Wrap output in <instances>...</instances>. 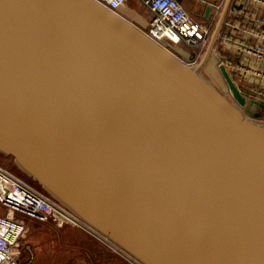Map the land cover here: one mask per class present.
I'll return each instance as SVG.
<instances>
[{
    "label": "water",
    "instance_id": "water-1",
    "mask_svg": "<svg viewBox=\"0 0 264 264\" xmlns=\"http://www.w3.org/2000/svg\"><path fill=\"white\" fill-rule=\"evenodd\" d=\"M193 64L96 0H0V155L141 264H264V104Z\"/></svg>",
    "mask_w": 264,
    "mask_h": 264
},
{
    "label": "built area",
    "instance_id": "built-area-1",
    "mask_svg": "<svg viewBox=\"0 0 264 264\" xmlns=\"http://www.w3.org/2000/svg\"><path fill=\"white\" fill-rule=\"evenodd\" d=\"M96 1L116 14L120 13V9L127 2ZM139 1L151 13L149 27L144 30L151 39L165 47L166 41L183 43L198 50V54L207 46L213 25L225 2L222 0L219 3H207L214 12L203 23L195 19L184 0ZM233 6L237 8L234 10L235 15L225 19L218 39L219 52H222L220 64L227 67L239 90L264 104V0H233ZM0 202L9 209V216L0 215V264H23L18 256L21 252L19 239L25 224L21 218L13 217L15 212L39 221L55 216L58 219L83 223L42 189L1 165Z\"/></svg>",
    "mask_w": 264,
    "mask_h": 264
},
{
    "label": "crops",
    "instance_id": "crops-1",
    "mask_svg": "<svg viewBox=\"0 0 264 264\" xmlns=\"http://www.w3.org/2000/svg\"><path fill=\"white\" fill-rule=\"evenodd\" d=\"M220 1L222 0L216 2L209 0H184L186 7L192 14H196L195 16L200 21L205 22L210 19L214 12L207 3H219ZM224 1L226 2V0ZM207 8L210 10L207 11ZM236 9L232 0L226 18H232ZM121 10L137 27L142 30L148 29L152 18L151 13L139 0H127ZM218 39L216 43H218ZM216 47L217 45L215 44L214 49ZM215 50L218 52L217 55L221 57L222 52H219V48ZM175 53L178 57L195 63L191 58L192 53L191 55L186 51H175ZM195 53L200 55L197 51ZM25 219L21 218L25 227L19 239L21 252L18 256L23 264H139L129 254L81 222L70 219H58L55 216H51L46 221H39L31 217L26 219V221Z\"/></svg>",
    "mask_w": 264,
    "mask_h": 264
},
{
    "label": "rangeland",
    "instance_id": "rangeland-1",
    "mask_svg": "<svg viewBox=\"0 0 264 264\" xmlns=\"http://www.w3.org/2000/svg\"><path fill=\"white\" fill-rule=\"evenodd\" d=\"M209 1L216 2L218 0H209ZM184 4H185V2H184ZM121 11L122 10L120 9V12ZM192 15L195 17V19L199 20V18H197L195 16L196 14H192ZM218 20H219V18H218ZM218 20L215 22V24L213 26L212 33H211V36H210V40L208 42V45L205 47V49L203 50V52L200 53V55H199L200 57L198 59V62H196V64H200L201 65L200 72L206 78H208L213 83V85L221 93H223L227 97V95L225 94V91L223 90V86L221 85V80H222L221 75H220V73L217 70L218 69V64L220 65V59H219L220 56L217 55L218 52H216L217 50H215V49L218 48V44L219 43H216L217 40L215 42H213V44L211 42V37H212V34H213V32H214V30L216 28V24H217ZM201 22L205 23V21H201ZM142 32L145 33L144 30H142ZM215 44L217 45V47L214 49ZM164 45H166V47L165 46L164 47L167 48V49H169V51L172 52L173 54H176L175 51H180V52L181 51H186L187 53H190V55H191L192 52H195L196 51L193 48L187 47L183 43L175 44V43H171V42H167L166 41ZM197 52H198V50H197ZM216 55L218 56V59L215 58ZM179 58L188 63V61L184 60L183 58H181V57H179ZM235 77H236V75H235ZM258 110H259V108H258ZM260 119H262V117H260ZM260 121L261 122H264V118L262 120H260ZM0 165L2 167L6 168V169H8L10 171H12L13 173L17 174L18 176H20L24 180L28 181L30 184L38 187L35 183H33L32 181H30L28 178H26L24 175H22L16 169V167L14 166L13 161L10 158H8V157L6 158V157L0 155ZM0 215H2V216H9V209L6 208L5 206H3L1 202H0ZM13 217H15V218H26V219L29 218V217H27L25 215H22V214L18 213V212H15L14 215H13ZM26 219H25V221H26ZM20 251H21V249H20Z\"/></svg>",
    "mask_w": 264,
    "mask_h": 264
},
{
    "label": "flooded vegetation",
    "instance_id": "flooded-vegetation-1",
    "mask_svg": "<svg viewBox=\"0 0 264 264\" xmlns=\"http://www.w3.org/2000/svg\"><path fill=\"white\" fill-rule=\"evenodd\" d=\"M119 15L122 17V18H124L125 20H127V21H130L132 24H134L135 25V23L129 18V17H127L126 15H124L122 12H120L119 13ZM136 26V25H135ZM137 27V26H136ZM139 28V27H138ZM140 29V28H139ZM199 55H197V53H195V52H192V55H191V58L193 59L192 61H195V63L196 62H198V59H199ZM216 58H217V56H216ZM218 59V58H217ZM218 72L220 73V75H221V78H222V80H221V85L223 86V90L225 91V94L227 95V97L231 100V101H233V102H235V103H237V101H236V99L233 97V93H232V90H231V87H230V84L228 83V81L225 79V77L223 76V74H222V72H221V69H220V66H219V64H218ZM238 104V103H237ZM244 109V108H243ZM245 110V109H244ZM258 111V112H257ZM256 111V113H260L261 111L260 110H257ZM260 111V112H259ZM262 116V115H261Z\"/></svg>",
    "mask_w": 264,
    "mask_h": 264
},
{
    "label": "bare ground",
    "instance_id": "bare-ground-1",
    "mask_svg": "<svg viewBox=\"0 0 264 264\" xmlns=\"http://www.w3.org/2000/svg\"><path fill=\"white\" fill-rule=\"evenodd\" d=\"M216 58V57H215ZM217 59V58H216Z\"/></svg>",
    "mask_w": 264,
    "mask_h": 264
},
{
    "label": "trees",
    "instance_id": "trees-1",
    "mask_svg": "<svg viewBox=\"0 0 264 264\" xmlns=\"http://www.w3.org/2000/svg\"><path fill=\"white\" fill-rule=\"evenodd\" d=\"M7 158V157H6Z\"/></svg>",
    "mask_w": 264,
    "mask_h": 264
}]
</instances>
